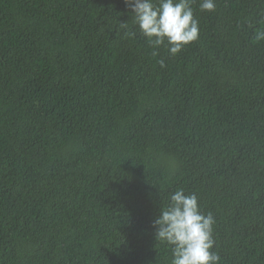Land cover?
Returning <instances> with one entry per match:
<instances>
[{"label":"trees","instance_id":"16d2710c","mask_svg":"<svg viewBox=\"0 0 264 264\" xmlns=\"http://www.w3.org/2000/svg\"><path fill=\"white\" fill-rule=\"evenodd\" d=\"M200 2L173 56L125 0H0V264H171L178 188L264 264V0Z\"/></svg>","mask_w":264,"mask_h":264},{"label":"clouds","instance_id":"9594fccd","mask_svg":"<svg viewBox=\"0 0 264 264\" xmlns=\"http://www.w3.org/2000/svg\"><path fill=\"white\" fill-rule=\"evenodd\" d=\"M194 0H125L141 34L155 49L166 45L170 55L199 39V22L194 16ZM215 0H201L200 10L215 11ZM126 26V25H125ZM133 37L135 32L126 31ZM256 41L264 40V30H258ZM164 66V61H159ZM169 203L152 222L155 239L171 251V264H220L221 257L213 251L215 218L200 210L195 193L183 188L169 193Z\"/></svg>","mask_w":264,"mask_h":264}]
</instances>
